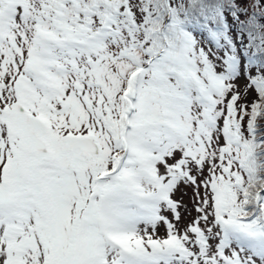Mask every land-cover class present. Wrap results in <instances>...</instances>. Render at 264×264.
Masks as SVG:
<instances>
[{
	"label": "snow or ice",
	"instance_id": "obj_1",
	"mask_svg": "<svg viewBox=\"0 0 264 264\" xmlns=\"http://www.w3.org/2000/svg\"><path fill=\"white\" fill-rule=\"evenodd\" d=\"M0 264H264V0H0Z\"/></svg>",
	"mask_w": 264,
	"mask_h": 264
},
{
	"label": "rangeland",
	"instance_id": "obj_2",
	"mask_svg": "<svg viewBox=\"0 0 264 264\" xmlns=\"http://www.w3.org/2000/svg\"><path fill=\"white\" fill-rule=\"evenodd\" d=\"M185 199H187V198H185ZM189 207H191V205H189Z\"/></svg>",
	"mask_w": 264,
	"mask_h": 264
}]
</instances>
